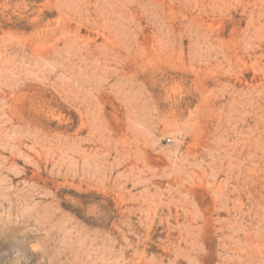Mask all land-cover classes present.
Here are the masks:
<instances>
[{"label": "rangeland", "instance_id": "rangeland-1", "mask_svg": "<svg viewBox=\"0 0 264 264\" xmlns=\"http://www.w3.org/2000/svg\"><path fill=\"white\" fill-rule=\"evenodd\" d=\"M0 264H264V0H0Z\"/></svg>", "mask_w": 264, "mask_h": 264}]
</instances>
